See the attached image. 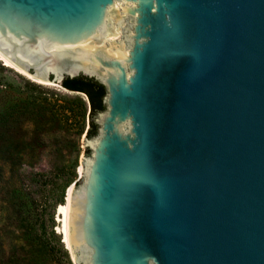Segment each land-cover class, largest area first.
<instances>
[{
    "label": "water",
    "instance_id": "water-1",
    "mask_svg": "<svg viewBox=\"0 0 264 264\" xmlns=\"http://www.w3.org/2000/svg\"><path fill=\"white\" fill-rule=\"evenodd\" d=\"M0 54L108 88L82 264H264V0H0Z\"/></svg>",
    "mask_w": 264,
    "mask_h": 264
},
{
    "label": "rangeland",
    "instance_id": "rangeland-1",
    "mask_svg": "<svg viewBox=\"0 0 264 264\" xmlns=\"http://www.w3.org/2000/svg\"><path fill=\"white\" fill-rule=\"evenodd\" d=\"M105 89L107 97L106 85ZM29 101L54 105L65 116L64 129L45 135L43 146L33 153H21L12 170L0 164V251L17 254L16 249L24 244L23 236L31 233L49 249L47 264H82L60 233L63 217L59 207L66 203L71 187L78 192L86 182V168L93 160V149L87 146L101 138V119L97 116V135L86 138L89 106L84 94L40 84L7 66L0 57V110ZM104 104L106 114L109 107L106 101ZM24 118L22 130L30 137L33 122L30 117Z\"/></svg>",
    "mask_w": 264,
    "mask_h": 264
},
{
    "label": "trees",
    "instance_id": "trees-1",
    "mask_svg": "<svg viewBox=\"0 0 264 264\" xmlns=\"http://www.w3.org/2000/svg\"><path fill=\"white\" fill-rule=\"evenodd\" d=\"M61 85L67 91L86 96L89 106L86 138L95 137L98 130L97 116L105 111V87L94 78L86 76L82 81L77 76L65 77ZM24 117H30L33 122L30 137L22 130L21 124L26 119ZM64 119L60 110L46 101H29L0 110V164L7 165L12 170L21 160V153L26 150L33 153L43 146L42 139L45 135L63 130ZM26 136L29 138L25 139ZM2 172L0 166V179ZM23 238L24 244L16 249L17 254L11 251L5 255L0 251V264H47L50 251L39 238L31 233H25Z\"/></svg>",
    "mask_w": 264,
    "mask_h": 264
},
{
    "label": "bare ground",
    "instance_id": "bare-ground-1",
    "mask_svg": "<svg viewBox=\"0 0 264 264\" xmlns=\"http://www.w3.org/2000/svg\"><path fill=\"white\" fill-rule=\"evenodd\" d=\"M0 57L5 61L7 66L15 68L20 74L26 77H29L30 79L36 80L40 84L51 85V83H46V82H42L40 80L34 79L32 76L27 74L24 70L20 69L15 64H13L8 58L6 57L4 58L2 55H0ZM73 190L74 189H72V187L68 190V194L66 196V203L59 207V214L61 217H63L62 222H61L62 227L60 229V233L63 235L64 242L69 249H71V243H77V236H76V229H75V222H74L76 198L73 199L72 197Z\"/></svg>",
    "mask_w": 264,
    "mask_h": 264
}]
</instances>
